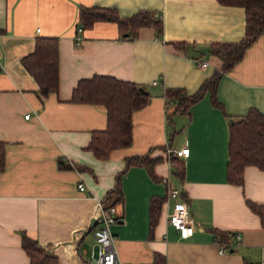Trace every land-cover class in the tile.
<instances>
[{"label": "crops", "instance_id": "0c3cea01", "mask_svg": "<svg viewBox=\"0 0 264 264\" xmlns=\"http://www.w3.org/2000/svg\"><path fill=\"white\" fill-rule=\"evenodd\" d=\"M80 4L114 7L122 16L146 11L161 17L162 37L142 26L135 38H122L112 21H96L77 32ZM244 28V8L217 0H0V141L5 143L0 264H29L22 233L52 249L59 264H96L91 223L97 201L117 176L122 198L114 205L117 220L109 226L115 264H154L156 257L163 264L264 262V226L247 204L264 205V169L246 165L242 184L226 176L230 121L250 107L264 115V31L219 78L221 107L206 93L188 113L169 118L174 105L167 108L172 100L165 96L168 87L194 93L222 65L210 53V43L239 41ZM42 36L58 37V88L45 97L21 62ZM197 60L208 65L201 68ZM93 74L135 82L149 94L147 104L132 113L131 143L111 150L106 159L86 148L91 132L106 127L105 106L70 101L77 81ZM166 145H187L188 155L169 162ZM145 153L161 156L154 176L144 166L126 167L127 156ZM175 161L183 165V174H177ZM165 177L182 191L195 220L186 238L168 222L175 199L167 197ZM158 195L164 198L151 231L149 203ZM219 242L229 250L220 252Z\"/></svg>", "mask_w": 264, "mask_h": 264}, {"label": "trees", "instance_id": "16d2710c", "mask_svg": "<svg viewBox=\"0 0 264 264\" xmlns=\"http://www.w3.org/2000/svg\"><path fill=\"white\" fill-rule=\"evenodd\" d=\"M228 6L244 8L245 28L243 37L236 42H213L209 51L222 60L219 70H215L205 79L198 89L187 94L181 87H168L165 90L167 99L172 104H166L171 113H188L190 105L208 93L211 103L221 107L216 96V87L222 73L227 71L243 55L246 47L264 31V0H217ZM96 21H112L116 24L122 38H135L142 26H151L158 38L163 34L161 17L150 16L146 11H137L122 16L114 7L78 5L77 24L82 29L90 28ZM77 26V27H78ZM57 36H42L35 40L34 49L22 57L23 66L33 76L39 86V92L45 97L58 88V52ZM177 47L185 48L184 43L174 42ZM142 88V89H141ZM149 94L146 89L135 82L117 79L112 75L93 74L81 78L71 91V102H86L103 104L106 108V127L93 130L86 145L93 155L100 159L108 158L111 150L128 146L132 141V113L145 106ZM5 143L0 141V171L4 168ZM161 160V156L148 157V154H134L125 158L126 167L144 166L150 176L153 165ZM60 164H63L60 161ZM177 174H183V165L175 161ZM246 165H256L264 169V115L256 108L250 107L238 120H231L228 127V161L226 164L227 180L231 183H243V168ZM112 198V200H111ZM122 198L119 177H116L114 187L102 199L105 207L114 206ZM163 196H153L149 203V227L154 228L160 214ZM249 207L256 212L264 226V205L247 200ZM21 245L29 257V264H59L54 252L41 246L36 239L22 233ZM154 264H163V259L156 257Z\"/></svg>", "mask_w": 264, "mask_h": 264}, {"label": "built area", "instance_id": "2783aa9c", "mask_svg": "<svg viewBox=\"0 0 264 264\" xmlns=\"http://www.w3.org/2000/svg\"><path fill=\"white\" fill-rule=\"evenodd\" d=\"M37 30H39L37 28ZM82 28L77 27V32H81ZM75 42L78 44L81 42V36L76 34ZM197 65L201 68H205L208 65L206 60H197ZM155 82V81H154ZM168 105L172 104V101L167 102ZM28 116V114L26 115ZM187 145L181 147H173L166 145L164 152L166 159L170 162L173 157H185L188 155ZM164 181L167 183V197L174 198V204L172 210L168 214V222L178 232L179 237L186 238L193 233L195 220L189 212L188 201L182 196V191L179 188L173 187L168 183V179L165 177ZM79 189H83L82 183L77 184ZM117 216L115 214L114 206L105 207L101 201H97V212L93 217L92 235L95 243L98 246L97 251L92 250V254L96 264H115L116 263V251L113 247L114 235L111 233L109 226L115 223ZM240 233H237L236 239L240 240ZM230 245L219 242V251L225 252L229 250ZM261 264H264L262 262Z\"/></svg>", "mask_w": 264, "mask_h": 264}, {"label": "water", "instance_id": "95a60500", "mask_svg": "<svg viewBox=\"0 0 264 264\" xmlns=\"http://www.w3.org/2000/svg\"><path fill=\"white\" fill-rule=\"evenodd\" d=\"M142 89V88H141Z\"/></svg>", "mask_w": 264, "mask_h": 264}]
</instances>
